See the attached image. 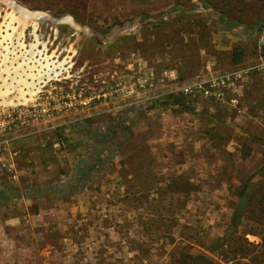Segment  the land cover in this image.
<instances>
[{
	"label": "rangeland",
	"instance_id": "1",
	"mask_svg": "<svg viewBox=\"0 0 264 264\" xmlns=\"http://www.w3.org/2000/svg\"><path fill=\"white\" fill-rule=\"evenodd\" d=\"M15 1L55 18L70 16L79 27L50 20L25 25L14 11L18 19L7 28L13 9L0 0V39L10 61L21 55L42 70L55 63L64 76L120 74L130 63H148L157 74L176 69L186 79L206 63L252 70L236 106L170 97L164 116L112 111L85 117L79 111L29 129L16 143L20 180L0 188V264H197L202 257L258 264L264 225L254 204L234 242L218 252L209 247L225 234L241 186L264 164V144L255 139L264 140V68H258L264 0ZM236 46L246 52L239 65L232 63ZM58 123L65 124L53 127ZM175 124L180 134L170 131ZM162 136L178 162L171 163L169 178L108 176L128 171L135 140ZM175 141L185 148L175 150ZM102 187L103 194H84ZM81 203L93 210L77 208Z\"/></svg>",
	"mask_w": 264,
	"mask_h": 264
},
{
	"label": "built area",
	"instance_id": "2",
	"mask_svg": "<svg viewBox=\"0 0 264 264\" xmlns=\"http://www.w3.org/2000/svg\"><path fill=\"white\" fill-rule=\"evenodd\" d=\"M137 26L138 21L134 23ZM260 45L264 46V33ZM11 59L0 39V188L19 182L20 150L16 143L41 122L54 123L79 111L85 112V117L112 111L138 114L155 104L160 109L170 97L181 96L236 106L252 70H222L212 65L192 79L180 80L175 70L157 74L148 63H130L129 71L120 74L64 76L55 63H47L42 70L41 63H23L21 55ZM258 68H264L262 56Z\"/></svg>",
	"mask_w": 264,
	"mask_h": 264
},
{
	"label": "crops",
	"instance_id": "3",
	"mask_svg": "<svg viewBox=\"0 0 264 264\" xmlns=\"http://www.w3.org/2000/svg\"><path fill=\"white\" fill-rule=\"evenodd\" d=\"M215 65V63H206V66H212ZM175 70L176 69H171ZM178 74V72H177ZM162 108L160 109H153V110H146L147 114H151L154 112H161V114L164 116L165 111ZM163 112V113H162ZM151 127L155 128L154 125H151ZM165 125L160 126V128L164 129ZM147 128L150 129L149 126ZM170 128V131L173 133L180 134L182 127H180L178 124L172 125ZM157 129V128H156ZM174 129H176L174 131ZM180 137V135H179ZM158 143H164L162 146L165 147V150L157 151L159 146H157ZM181 143L178 141H175L174 149L177 150L179 148H185L183 145H180ZM172 143L170 141H167L163 136L162 138L156 139V137H150L145 140H135L134 145L130 148V161L127 162L128 171L123 172H115L113 174H108V176H111L115 179H128V180H138V179H145V180H154V179H167V175L165 174H171L168 173L171 172V163L177 164L178 162H172L175 154L171 153L169 149L171 148ZM139 154V155H138ZM135 155V156H134ZM125 165V166H126ZM180 165V164H178ZM186 166V165H184ZM88 169L83 172L82 177H85V173H88ZM169 178V177H168ZM190 179V177H189ZM106 190L102 188H98L97 190L88 189L85 190L84 194H87L88 196L97 193L103 194ZM77 208H81L82 210H93V206L87 204V203H81L80 206H77Z\"/></svg>",
	"mask_w": 264,
	"mask_h": 264
},
{
	"label": "trees",
	"instance_id": "4",
	"mask_svg": "<svg viewBox=\"0 0 264 264\" xmlns=\"http://www.w3.org/2000/svg\"><path fill=\"white\" fill-rule=\"evenodd\" d=\"M205 5H210L209 2L206 0H200ZM163 21H157L154 23V25L161 24ZM264 22V19H263ZM236 23V21H234ZM245 50L242 46H236L233 49V62L234 64H241L245 62ZM180 80H186V78H183V76L179 75ZM178 101V98H176ZM256 140L264 144V140L260 139L258 137H255ZM250 152V151H249ZM249 153H244L243 157H247ZM264 156V152H263ZM239 201L238 205L236 206L233 215L230 220V224L226 229L225 234L218 238V240L213 243L209 250L212 252H218L220 249L223 248V246L228 242H234L233 234L236 233L241 225L243 217L248 213V206L254 204V208L256 209L257 213L260 216V223L264 225V164L258 171L251 174L248 179L243 183L239 190ZM248 232L254 234L255 231H252V229H248ZM261 238V243L256 245V247L259 249L258 254L260 256V262L258 264H264V229L259 233ZM236 242V241H235ZM249 243V242H248ZM252 245L251 243H249ZM254 257L253 259H255ZM177 262V264H179ZM181 264V263H180ZM183 264V262H182Z\"/></svg>",
	"mask_w": 264,
	"mask_h": 264
},
{
	"label": "bare ground",
	"instance_id": "5",
	"mask_svg": "<svg viewBox=\"0 0 264 264\" xmlns=\"http://www.w3.org/2000/svg\"><path fill=\"white\" fill-rule=\"evenodd\" d=\"M5 1L7 3L6 5H8L11 9H13L12 13L9 15L10 22L7 25V28L9 26H12L13 22L16 19H18V17L15 16L14 11H16L20 15L19 19H21L23 23H25V25L32 23L34 27H36L39 22L44 20H50L53 21L54 23L71 21L75 27H79V24L75 23L70 16H65L63 18H55L53 15L47 12L38 11V10L37 11L29 10L19 5L15 0H5Z\"/></svg>",
	"mask_w": 264,
	"mask_h": 264
},
{
	"label": "water",
	"instance_id": "6",
	"mask_svg": "<svg viewBox=\"0 0 264 264\" xmlns=\"http://www.w3.org/2000/svg\"><path fill=\"white\" fill-rule=\"evenodd\" d=\"M157 108H158V104H155V105H152V106L148 107V110H153V109H157ZM197 264H213V261L208 259V258H204L203 262H200V263H197Z\"/></svg>",
	"mask_w": 264,
	"mask_h": 264
},
{
	"label": "flooded vegetation",
	"instance_id": "7",
	"mask_svg": "<svg viewBox=\"0 0 264 264\" xmlns=\"http://www.w3.org/2000/svg\"><path fill=\"white\" fill-rule=\"evenodd\" d=\"M204 258H207V257H202V258L200 259V262H203V259H204ZM200 262H199V263H200Z\"/></svg>",
	"mask_w": 264,
	"mask_h": 264
}]
</instances>
